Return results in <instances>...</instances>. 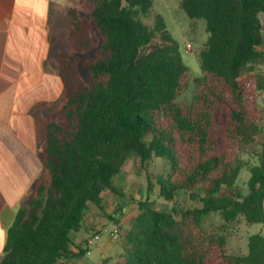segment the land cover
Wrapping results in <instances>:
<instances>
[{
	"label": "trees",
	"instance_id": "obj_1",
	"mask_svg": "<svg viewBox=\"0 0 264 264\" xmlns=\"http://www.w3.org/2000/svg\"><path fill=\"white\" fill-rule=\"evenodd\" d=\"M81 3L91 11L84 17L77 8L69 11L73 52L57 54L65 102L57 120L41 125L45 171L16 214L0 264H61L86 256L87 239L81 248L74 238L93 207L105 210L107 192L125 200L120 177L133 157L144 170L153 159L164 160L160 196L174 202L183 195L196 206L167 211L139 202L125 232L123 264H264L262 234L249 238L246 256L226 250L230 226L242 219L264 224V144L249 168L248 194L237 185L241 155L256 144L264 122V86L252 74L264 60V0H181L189 18L206 21L209 35L191 105L178 102L192 81L178 41L161 15L152 28L144 22L155 0ZM91 49H97L94 57L82 59ZM211 213L222 216L219 232L205 228Z\"/></svg>",
	"mask_w": 264,
	"mask_h": 264
},
{
	"label": "crops",
	"instance_id": "obj_2",
	"mask_svg": "<svg viewBox=\"0 0 264 264\" xmlns=\"http://www.w3.org/2000/svg\"><path fill=\"white\" fill-rule=\"evenodd\" d=\"M79 3L0 0V261L16 214L31 200L45 171L41 125L48 118L57 120L56 112L65 102L57 54L73 52L68 40L69 11ZM95 208L74 238L78 247H85L91 231L112 223ZM111 241L103 245L102 264H123L126 254L122 259L109 258L120 257L127 246ZM226 250L229 253L228 243ZM90 255L61 264H101L87 260Z\"/></svg>",
	"mask_w": 264,
	"mask_h": 264
},
{
	"label": "rangeland",
	"instance_id": "obj_3",
	"mask_svg": "<svg viewBox=\"0 0 264 264\" xmlns=\"http://www.w3.org/2000/svg\"><path fill=\"white\" fill-rule=\"evenodd\" d=\"M181 0H155L153 14L150 18L144 19V22L151 28L154 26L155 16L161 15L167 25L168 30L173 37L178 41L181 53L185 64L189 67L192 81L189 88L179 97L178 102H184L191 105L196 96V85L194 79L201 78L203 72L201 69L200 52L204 49L208 41V33L206 31V21L189 18L180 7ZM80 17H84L91 11V6L86 3H79L77 5ZM264 17V14H263ZM264 21V18H263ZM188 45L191 49L188 50ZM261 50L264 51V46ZM97 49H91L89 52L82 55V59H92ZM79 69L84 81L89 84L90 74L87 72L84 64H79ZM257 75L264 86V60L254 65L252 72ZM259 107L264 113V89L259 93ZM262 125V132L258 137L256 144L248 148L245 154L241 155L244 170L241 172L237 185L244 195L248 194V181L250 179L249 168L258 163V156L262 153L264 144V122ZM168 171L167 163L155 158L149 164L146 170L141 166L140 159L133 157L126 167L125 173L120 177V190L125 195V200L113 196L107 192L104 196L103 213L107 216L114 217L118 222H113L108 218L109 222L114 223L120 229V235L117 238L119 241L111 239L112 243H122L120 245L127 246L125 239V232L130 230L139 215V202H149L158 210L171 211L173 206H180L186 208L195 207L196 204L190 201L186 196H179L174 202H169L160 196L157 178L161 175H166ZM149 181L152 182L153 188L149 186ZM103 202V203H104ZM96 209L95 207H93ZM102 214V215H104ZM106 217V216H105ZM108 223L109 230L113 229L114 225ZM224 225V221L220 213H211L205 218V228L210 232H219ZM264 235V224H247L244 220H239L237 223L229 227L226 234L228 251L234 255H247L249 238L253 235ZM109 241L108 236H104L99 242L92 247V254L87 257V260L102 262V255L104 254L103 245ZM126 254L122 253L120 257L110 256L111 260L118 258L122 259Z\"/></svg>",
	"mask_w": 264,
	"mask_h": 264
},
{
	"label": "built area",
	"instance_id": "obj_4",
	"mask_svg": "<svg viewBox=\"0 0 264 264\" xmlns=\"http://www.w3.org/2000/svg\"><path fill=\"white\" fill-rule=\"evenodd\" d=\"M191 49V46L188 45V50ZM120 235V229L117 225L113 229L109 230L106 227H103L98 230L91 231L87 238V254H91L92 247L99 242L104 236H108L111 239H117Z\"/></svg>",
	"mask_w": 264,
	"mask_h": 264
}]
</instances>
